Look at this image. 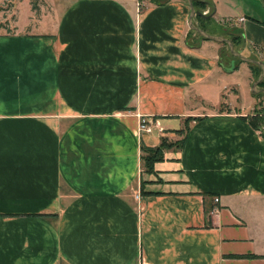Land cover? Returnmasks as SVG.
<instances>
[{
  "label": "crops",
  "instance_id": "obj_1",
  "mask_svg": "<svg viewBox=\"0 0 264 264\" xmlns=\"http://www.w3.org/2000/svg\"><path fill=\"white\" fill-rule=\"evenodd\" d=\"M22 1L1 9L0 264H264L255 68L225 70L187 0L28 2L21 20ZM209 1L195 23L264 61V0ZM163 138L148 171L141 144Z\"/></svg>",
  "mask_w": 264,
  "mask_h": 264
},
{
  "label": "rangeland",
  "instance_id": "obj_2",
  "mask_svg": "<svg viewBox=\"0 0 264 264\" xmlns=\"http://www.w3.org/2000/svg\"><path fill=\"white\" fill-rule=\"evenodd\" d=\"M159 1H161V0H153V2H159ZM12 2H13V0H4L3 2L0 3V12L6 13V18L0 17V32L1 31H13L14 30V27L10 26V23L8 21L12 17H14V15H15V12H13L14 10H10V11L9 10L8 11L3 10V11H1V9H8V8L11 9V6L13 4ZM28 2L30 3L32 9H36V11H38V10H47L49 8V4H50L51 0H23L19 6L20 7L19 12H20V19L21 20L24 19L22 16L24 15V13L26 11V7L28 5ZM206 11L208 12V10H206ZM196 33L199 36H202L197 31H196ZM221 46H222V51H223L222 53L224 55H229L230 50L228 48L227 43L221 42ZM259 74L260 73H258V75ZM258 75H256V77ZM233 81L235 83H239L238 86H239V88H241V91L243 92V94L246 95L247 93H250V86L248 85L247 81H245L242 73L234 74ZM259 95L263 96V99H264V93H262V94L259 93ZM222 108H225V105H222ZM248 110L249 111L246 114V116L253 123H255L256 126L261 127L262 132L264 133V106L263 105L259 106L255 103L254 107L249 108Z\"/></svg>",
  "mask_w": 264,
  "mask_h": 264
},
{
  "label": "trees",
  "instance_id": "obj_3",
  "mask_svg": "<svg viewBox=\"0 0 264 264\" xmlns=\"http://www.w3.org/2000/svg\"><path fill=\"white\" fill-rule=\"evenodd\" d=\"M192 2H193V5L197 8H199L201 11L203 10L202 8L204 6L208 5L204 0H192ZM211 10L212 9H210V11ZM208 15H209V13H206V15L195 14V17L197 19L201 20V19L207 18ZM202 28H204V27H202ZM192 31H193V29H192ZM231 40L233 41L234 44L239 43L240 42L239 35H232ZM223 43H225V42H223ZM222 56H223L222 59L225 61V63H223V68L225 70H230L232 68H235L236 64L241 60L238 56L233 55L231 52L229 53V55H224L222 53ZM232 59H233V61H232V63H230V60H232ZM249 63L251 66H253L255 68V74L258 75V73H260V71H261L260 66L254 62H249ZM259 83L264 84V77ZM259 93L262 94L261 92H259ZM250 122L255 128H257L255 123H253L251 120H250ZM167 145L171 146V144L165 143L164 138L161 139V144L157 147L147 146L144 143L141 144V151H142L141 158L143 160V165H144V168L146 170L151 171L153 168L154 162L159 161L163 158V148H166Z\"/></svg>",
  "mask_w": 264,
  "mask_h": 264
},
{
  "label": "water",
  "instance_id": "obj_4",
  "mask_svg": "<svg viewBox=\"0 0 264 264\" xmlns=\"http://www.w3.org/2000/svg\"><path fill=\"white\" fill-rule=\"evenodd\" d=\"M187 1L189 3V6H190L189 15L187 17V23H188L189 27L191 29H194L195 31H197L199 34H201L205 38L213 39V40H216V41H219V42L227 43L230 52L233 55L238 56L241 60L248 61V62H254V63H257L258 65H260V67H261L260 74L253 81L251 89L253 91H262L264 93V87H257L259 82L264 77V61L261 60V59H257V58H254V57L247 56V55L241 53L239 50L235 49L234 43L231 40V38H229L227 36H224L222 34H214V33L208 32L204 28H202L200 25L195 23V21L193 19L195 14L206 15V13L201 11L199 8L195 7L193 5L192 0H187ZM205 2L207 4H209V5L214 6V4L211 1H209V0H205ZM232 61H233V59L230 60V63H232ZM233 69L234 68H232L230 70H233ZM230 70H228V71H230Z\"/></svg>",
  "mask_w": 264,
  "mask_h": 264
},
{
  "label": "built area",
  "instance_id": "obj_5",
  "mask_svg": "<svg viewBox=\"0 0 264 264\" xmlns=\"http://www.w3.org/2000/svg\"><path fill=\"white\" fill-rule=\"evenodd\" d=\"M244 19V16H240L238 18V20H242ZM154 123V119L152 117V115H148V114H142L140 115V120H139V130L140 132H146L149 133L152 131L153 129V124ZM219 201V198L214 196L213 198V202L216 204ZM216 208L213 209V211H215Z\"/></svg>",
  "mask_w": 264,
  "mask_h": 264
}]
</instances>
